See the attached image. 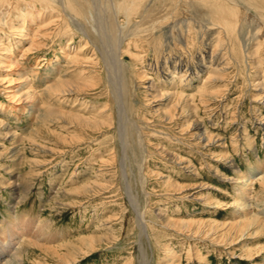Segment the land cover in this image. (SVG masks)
Listing matches in <instances>:
<instances>
[{
    "label": "rangeland",
    "instance_id": "rangeland-1",
    "mask_svg": "<svg viewBox=\"0 0 264 264\" xmlns=\"http://www.w3.org/2000/svg\"><path fill=\"white\" fill-rule=\"evenodd\" d=\"M39 1L33 0V6L35 5L33 9L32 6L23 4L24 0H20L19 12L15 11L4 19L5 23L7 22L6 26L4 24L0 25V46L4 48L0 49V121L3 124L0 128V133L4 135L5 130H11L10 133L16 134L17 132L16 135L23 137V140L19 141L15 146L10 144L7 138L0 141V222L7 221L11 223L14 233H19L15 226L18 221H22L23 227L26 228L29 222L42 221L46 223L47 228L45 234H42L43 237H40L41 242L39 245L44 244L45 247L57 249V253L61 254L60 257L64 256L66 252L70 253V250L74 249L72 252L76 256V260L68 264H124L130 259L134 261L137 247L134 240L139 234L135 222L136 215L125 197L116 164L105 166L103 163L111 158L110 154L114 150V147H116L117 151L120 150L119 144L115 140L116 138L113 137V133L106 132L107 135H100L91 131L82 133L76 125H71L72 127L69 128L64 120L53 123L48 120L45 121V125H47L48 130L53 134V140H50L52 137L48 140L44 138L36 139L39 147L41 146L50 152H41L38 147L30 145L28 140H24L36 137L34 129L36 127L38 129L40 124L43 123L40 120L33 123L31 119L29 107L32 104V99L25 97L30 94L25 95L24 93L28 86L36 94L39 107L43 108L51 105L50 107H55L57 110L60 109L63 112L67 111L68 113L77 114L90 120H100L102 110L110 107L109 109L112 112L111 117L116 116L113 89L106 71L102 69L100 61L97 62V59H95L96 52L92 43L94 41V33L89 25L85 24L86 31L91 39L85 38L76 30H70L65 27L67 25L61 19V14L58 12L59 8L53 9L55 11L51 8L46 9L41 6L43 4H40L41 2ZM70 1L72 2V0ZM77 1L75 5L76 9L85 8L86 4L82 0ZM150 1L142 0L139 2H143L146 5L143 3L142 6L140 3L137 5V21L143 22L142 28L145 27L144 29L147 27L148 30H151L152 26L158 29L157 24L159 26L167 25L168 27L171 22V20H168V16L174 12H176V17L181 16V13L173 7V0ZM160 1H162L161 4ZM50 6L53 7V4ZM143 6L147 7L144 8ZM26 9L28 10L27 12ZM151 9L152 11H150ZM44 10L45 12H43ZM46 12H49V14ZM27 16L29 20H32L31 23H28ZM18 17H22L21 19L19 18L22 21ZM159 21L160 23H158ZM81 23L84 22L81 21ZM24 33H28L27 38L33 36L34 39L31 38V40L33 39L38 44V48L35 47V50L32 49L30 50L31 52L25 53V50L29 48L31 40H24L21 37ZM147 34L149 35L150 33L146 32L142 36L146 38ZM212 36V39L208 38V42L210 40L209 43H211L212 40V44H215L216 36L214 34ZM261 43L260 41L253 42L250 51L257 50L255 57L256 59L258 58L257 67H259L260 72L256 77L259 81L261 80L260 83L262 82L261 85L264 87V54L259 50ZM135 44L138 47L139 44L137 42L129 46V50L132 53L137 52L135 49L138 48L135 47ZM260 48L263 49L264 47ZM197 49L196 47V49L191 51L190 57L192 56V58L189 60L190 62L188 61L189 65L182 64L183 62L179 63L178 59L176 57L173 58V56L165 58L167 62L166 69L169 73V79L172 77V72L176 77H183V83L177 80V87L179 88L174 91L183 93L184 95L189 94L188 91L191 95L194 94L193 104L198 109V116L203 118L205 131H208L214 137L217 136L216 138H220L221 141L219 143L202 150L194 142H191L186 133L176 129L178 127L177 124H170L163 121L159 114L157 116V113L154 112L156 108H153L155 104L144 107L145 109L140 106L139 110L136 111L135 106L128 99L129 96L125 97V103L130 114L129 122L132 123V119H135L139 127L143 129L141 130L146 136L143 138L149 144L148 148L150 151H153L152 148L163 149L178 158H184V161H186L185 164L179 165L172 162L169 163L166 159H162L164 156L160 158L154 153L152 156L146 157L145 167L147 170L152 171L160 177L167 178L186 189L200 186L198 189L187 190L184 194L188 192V195L196 193L197 199L203 197L210 198L217 204H215L216 206H207L202 201L194 200L193 197L181 198V195L178 194L183 192L184 189L163 188L161 183L153 177L150 183L146 184L148 187L147 198L142 196L141 188L137 187L140 211L143 212L145 210L144 220L146 223L148 221L149 224L147 223V225L151 226L149 233H154L152 237L154 239L158 237L155 240H159L158 242H161V245L171 247V252L177 256L180 264H264V228H261L264 227V190L257 183L253 187V195L256 194V198L250 204H252V214L255 213L254 216L259 215L258 218L262 220L260 222L263 224L258 221L259 225L256 224L253 227L243 229L237 232V234L236 232H232V236L231 234L227 235L224 233V237L226 235L230 236L224 247L223 245H211L208 240L193 242L192 239L186 238L185 234H179L176 226L173 228L167 227V229L166 224L160 225V219L169 220L168 222L171 223L180 221L190 223L205 222L202 230L204 229L205 234H209L210 226H207L208 223L210 225L214 222L213 224L217 226L223 224L221 225L223 227H226L227 223L234 224L238 220L236 213L239 211V207H232L231 205L237 197L236 190L237 188L239 189L237 185L241 182L239 176L245 174L247 177L246 173L248 172L256 174L258 173L257 166L264 167V165H258L264 164V106L254 100L258 94L254 87L250 86V81L253 80L254 76L246 68L241 52L236 49V65H233L231 62L232 67L230 61L227 58L224 59V62L226 61L227 64L224 65L225 63H223L222 65H229V69L226 71L225 79L217 85L218 90H222L223 94L225 93V97H223L220 104L218 103L219 105L216 104L217 107L213 106L214 110L212 109V111L208 112L209 114H205L203 107L198 103L197 92L195 91L197 89H193L192 87L196 80L192 82L194 73L190 71V69L195 72L199 71L194 64L196 63L194 56L197 54V57L198 55L205 57L206 55ZM121 50L124 51V47ZM68 54H70L69 57H66ZM174 54L177 53L174 52ZM74 56L78 60V65L72 62V59H75ZM192 59H194V63H192ZM124 60L127 59L124 58ZM14 61L16 62L14 63ZM216 62L220 63L221 61L216 60ZM167 66L169 67L167 68ZM187 66H190V68ZM55 69L56 71L54 72L53 70ZM210 69L212 70V68H209L207 72ZM56 72L60 78L55 74ZM202 73L201 71L197 75L201 76ZM145 74L151 80L152 86L154 85V88L159 90L158 92H164L169 89V86L164 83L165 78L160 71L146 68ZM190 78H192L191 81L188 80ZM24 79H26L27 84ZM68 80L79 85L78 89L74 87L76 92L62 95L56 92H48L44 88L46 85H54L58 81ZM131 81V79L125 81L124 87H131ZM81 84H83V87H81ZM185 84L188 85L186 86ZM45 89L46 91H43ZM127 89H124V91L128 95ZM13 94L16 95L11 99L10 96ZM142 95L143 91L141 89L136 90V100L139 104L145 101L142 99ZM255 118L260 119L256 120ZM127 130L131 131L130 128H127ZM239 133L242 135H239ZM130 134L132 139L130 141L133 142L134 134L132 131ZM244 135L247 138L249 137L250 140L248 142L247 138H244ZM94 136L98 139L96 142L91 140ZM64 138L78 139V143H74L73 145L71 144L73 141L70 140L62 142ZM250 143L253 145V148ZM11 147H17L21 151L19 153L21 154L20 163H10L9 160L6 161L4 157L2 158L1 153H7ZM211 154L227 155L240 172L237 169V172L233 171L231 166H229L230 164L227 165L225 162L217 161V158L212 157ZM184 165L185 167H183ZM222 177L223 179H221ZM130 181L132 182L131 179ZM7 183L16 184V187L10 190L6 187ZM25 183L27 184L25 185ZM85 187H94L97 191L94 189L92 193H81V190ZM94 193L96 194L95 197ZM11 213L16 214L19 220H12ZM158 215H160V218ZM35 226L36 223L31 224V232H34ZM0 227H2L1 224ZM219 230L221 232L218 231V234L225 231L223 230L222 232L220 227ZM89 237H94L95 239H101V237L102 239H115L118 243L106 244L104 241L96 244L97 246H93L94 248L92 249L83 244L85 240L81 239H88ZM222 239L226 240L225 238ZM1 242L6 243L5 241ZM66 243L69 245L65 249ZM63 244H65L64 248L61 247ZM41 248L26 245L25 249L29 257L26 264H37V262H40L38 264L60 263L58 262L59 259H55V256L51 252L47 254L48 250L45 252L44 248ZM191 248L199 250L198 254L202 255L201 261L189 257L188 251ZM146 253L150 264H157L156 261L162 256V253L158 256L154 248L148 243ZM249 253L252 254L250 255ZM249 255L251 258H248L250 257ZM245 256L250 260H247Z\"/></svg>",
    "mask_w": 264,
    "mask_h": 264
},
{
    "label": "bare ground",
    "instance_id": "bare-ground-1",
    "mask_svg": "<svg viewBox=\"0 0 264 264\" xmlns=\"http://www.w3.org/2000/svg\"><path fill=\"white\" fill-rule=\"evenodd\" d=\"M82 1L86 4L85 8H82V9H76L75 5L78 2L77 0H72V2L70 0H40L39 2H41L40 4H43L41 6H43L46 9L51 8L53 10L55 8L56 9L59 8L58 12H60L61 14V19H63V22H66V25H67L65 27L69 28L70 30L78 31L81 35H83L87 39H89L90 36L86 31L85 24L89 25L90 29L94 33V41H92V43L95 47V52H96V55L94 54L96 56L95 59H97V62L100 61L101 63L100 65L101 67H103L102 69L106 71V74L108 78L110 79V83L113 89L114 102H115L114 104L116 107L115 109L116 116L113 118L111 117L112 112L109 109L110 107L109 108L104 107L105 109L102 110V115L100 116V120L99 119L90 120L88 118H84L77 114L75 115L72 113H68L67 111L63 112V111H60V109L57 110V108L55 107H54L55 109L50 107L51 105L49 107L48 106L43 107V108L39 107L38 98L36 94L33 91H31L30 87L28 86V88L26 87V91H24V93L25 95L30 94L29 96H25V97L32 99V104L29 107L31 110V113H30L31 119L33 123L39 120L43 123L40 124V127L38 129L37 127L34 129L36 137L32 139L27 138L24 140L26 141L28 140L30 145L38 147V149L41 152H50L49 150H46L45 148H42L41 146L39 147L38 141L36 139V138H39V139L44 138L48 140L49 138L52 137L50 140H53V134L51 133V131L48 130L47 125H45V121H48V120L49 122H52V123L57 122V121L61 122L62 120H64L66 122V125L69 128L72 127L71 125H76L79 128V131L82 133L85 131L95 132L100 135H103V134L107 135L106 132L110 134L113 133L114 135L113 137L116 138L115 140H117L116 142L119 144L120 150L117 151L116 147H114V150L112 149L113 151L110 154L111 156L109 155L111 158L103 163L105 166L106 165L108 166V164L110 165L116 164L117 169H118L117 172H119L120 182L123 186L125 197L127 198L132 210L134 211L136 215L135 222L139 230L138 237H136L134 240V242L137 244L135 260L133 261L130 259L124 264H150L149 257L147 256V253H146L147 243L151 247L154 248L155 253L158 256L160 253H162V256L160 257V259L156 261L157 264H180L179 263L180 261L178 260L177 256L171 252L172 248L166 245L164 246L161 245L160 244L161 242L160 243L158 242L159 240L158 241L155 240L156 238L158 239V237L154 239L152 237L154 233L153 234L149 233L151 231V229H149L151 228V226L147 225L148 221L146 223V221L144 220L145 210H143V212L140 211V206H139L140 201L138 199L137 187L141 188L140 191H141L142 196H145L147 198L148 196L147 188L148 187L146 186V184L150 183L152 178L155 177L157 179L156 181H159L161 185L163 186V188H172V189H180V190L184 189L183 192L178 194V195H181V198L193 197L194 200L196 199V200L202 201L207 206L215 205L217 203H214L210 198L203 197V198L197 199L195 196L196 193L188 195L189 194L188 192L184 194L185 191L195 189V188L198 189V187L200 188V186L195 187V188L186 189V188L179 186L177 183L168 180L167 178L160 177L159 175H156L152 171L147 170V168L145 167V161L147 160L146 157L152 156L154 153L158 155L160 158L161 156H164V158L162 159H166L169 163L172 162V163H176L179 165V164H185L186 161H184V158L182 159L178 158L175 155L167 153L163 149L152 148L153 151H150V149L148 148L149 144H147V141H145V139L143 138L145 136L142 132L143 129L139 127L135 119L134 120L132 119V123L129 122L130 114H129V110L126 107L125 97L129 96V98L128 97L127 98L130 100V103L133 106H135L136 111L139 110L138 108L140 106L144 108L149 105L155 104L153 108H156L154 112L157 113V116L159 114L161 118L163 119V121L168 122L170 124H177L178 127L176 129L180 132L186 133L189 139L191 140V142L192 143L194 142V144H196L197 147H199L202 150L207 149V147L209 146H214L216 143H219V141H221L220 138H216L217 136L214 137L212 136V134L210 135L208 131H205L204 125H203V118L198 116L197 114L198 109H196L195 104H193L194 94L191 95L190 92L188 91L189 94L184 95L183 93L174 91L175 89L177 90V88H179L177 87L178 86L177 80H180L179 81L180 83H183L184 80L182 79L183 77L181 76L180 77L174 76L173 72L171 73L172 77H170L169 79V73L167 72L168 70L166 69V63H167L166 59L173 56V58L176 57V59H178L179 63L183 62L182 64L189 65V62H190L189 60L192 58V56L190 57V53L192 50L196 49V47L199 50H201L202 53L206 54L205 57H202L201 55H198L197 57V54H196V56H194L196 58V63H194L193 61L194 59L191 60L193 61L192 63L195 64L196 68L199 69V71L195 72L190 69V71L194 74L192 76L193 79L192 78L188 79L190 81L192 79V82L193 80H196L195 84L193 83L194 85H192V87L193 89H197L195 91L197 92L198 103L203 107V110L205 111V114H206L212 111V109L214 110L213 106L217 107V105L221 103L223 97H225L224 95L225 93L223 94L222 90L221 91L218 90L219 88L217 85L218 83L222 82L225 79V76L227 73L226 71H228L229 69V65L223 66L222 64L223 63H225L224 65L227 64L226 61L224 62V59L227 58L230 61L231 67L233 65H236L235 52H236V49H238L241 52V55L243 57V62L245 63L246 68L254 76L253 80L250 81V86H253L255 91L258 92L257 94L258 96L256 95L257 97L255 96L254 100L255 102H258V103L260 102L264 106V87L263 85H261L262 82L260 83L261 80L259 81V79H257L256 77L258 73L260 72L259 67H257L258 58L256 59L255 57L257 50L250 51L252 49L251 45L255 41L262 42L260 47H264V0H173V7H175L177 11L181 13L180 14L181 16L176 17V12H174L173 14L168 16L169 17L168 20H171L170 24L168 23L169 24L168 27L167 25L159 26V24H157L158 29L152 26L151 30H148L147 27L146 29H144L145 27L142 28L143 22L142 21L139 22L140 20L137 21L138 19V16L136 17L137 15L136 13H138L136 12L137 5H139L140 3L139 1H142V0H82ZM161 2L162 1H160V4ZM142 3L143 2L140 3L141 6H142ZM23 4L32 6V8L35 6V5L33 6L34 4L33 0H24ZM49 4L50 5L53 4V7L50 6ZM19 8H20V0H0V25L4 24L6 26L7 22L5 23L4 19L8 15L13 14L15 11L19 12L18 11ZM27 11L28 10L26 9V12ZM150 11H152V9ZM43 12H45V10ZM49 12L48 13L46 12V13L49 14ZM87 12L89 13V16ZM19 18L20 17H18V19ZM3 20L4 22H2ZM28 20H29V17H28ZM81 21H83L84 23H81ZM31 22L32 20H29L28 23H31ZM158 23H160V21ZM20 24L18 25L20 26ZM28 27L27 29H29ZM146 32L150 33L149 34L150 37L147 34L148 35L147 37H149V38L146 37L147 39L142 36V34ZM34 34H35V31H34ZM213 34L214 36H216L215 44H212V40H211V43H209L210 40L208 42V38L210 39L211 37H213L212 36ZM27 36H28V33H24L21 37L24 38V40H28V41H30L31 38H33V36L31 37L29 36L30 38H27ZM33 39L30 41L29 48L25 50V53H28L32 49L35 50V47L38 46V44L34 42ZM135 42L139 44L138 47L135 44V47L138 49H135L137 51L136 53H132L129 50L130 49L129 46L131 44H134ZM18 43H20V41H18ZM123 47H124V51L121 50ZM260 47H259V50L261 51V53L264 54V48L262 49ZM0 49H4V48L0 46ZM174 52H176L177 54H174ZM69 55L70 54L66 55V57H69ZM124 58H126L127 60H124ZM72 60H73L72 61L73 64L77 63L78 61L76 57L75 59H72ZM216 60H219L221 62L218 63L216 62ZM15 62L16 61H14V63ZM231 62L233 63V65ZM83 63L85 62L83 61ZM190 66H187V67L190 68ZM168 67L169 66H167V68ZM146 68H148L149 70L151 69L154 71H157V70L160 71L165 78L164 83L169 86V89L164 92L162 91L158 92L159 90H156L154 88V85L152 86L151 80H149L147 75L145 74ZM209 68H212V70L210 69V71L207 72ZM53 71L55 72L56 69ZM201 71L203 72L201 76L197 75ZM57 72L55 73L56 75H57ZM55 76H52V77H55ZM57 76L58 78H60L59 75ZM129 79L132 80L131 87L130 86L124 87L125 81L127 80L129 81ZM24 81L26 82V79H24ZM74 87H77L78 89L79 85L78 84L76 85L73 82H69L68 80V81H58V83L56 82V84L54 85L53 84L48 85V86L46 85V87L44 88H46L48 92H52V93L56 92L57 94L68 95L70 93L76 92ZM81 87H83V84H81ZM126 88H128L127 89V92H129L128 95L125 94V91H124V89ZM46 89L43 91H46ZM138 89H141V91H143L142 99L145 101H143L142 104H139V102L136 100V90ZM24 93H20V94H24ZM15 95L16 94L11 95L10 96L11 99ZM259 119H256V120H259ZM1 126H3V124H1V121H0V128ZM127 128H130L134 134L133 142L130 141L131 131H128ZM10 131L5 130L4 135L0 133V141L6 140L7 138L10 144H13L15 146V144H18L19 141L23 140V137L16 135L17 132L16 134L15 133L13 134V133H10ZM239 135H242V134L239 133ZM244 138L246 139L247 137L244 135ZM68 140L73 141V143H71L73 145L74 143H78V139L74 140L73 138H64L62 142L68 141ZM91 140L96 142V140L98 139L94 136L91 138ZM246 140L248 142V140H250L249 137ZM251 146L253 148L252 144ZM8 150L9 151L7 153L6 152L1 153L2 158L4 157L6 161L9 160L10 163L19 162L20 155H21L19 153L21 151L17 147H11ZM212 157L217 158V161L225 162V164L227 165L230 164L229 166H231L233 171L240 172L239 169L232 163V160H229L230 158L227 155L218 154V155H212ZM258 165L262 166L264 164H258ZM183 167H185V165ZM257 167L256 169H258V173L251 174V172H248L246 173V175H248L247 177L245 176V174L244 175L241 174L239 176L240 177L239 179L241 180V182H239L237 185L239 189L235 186L237 188L236 190L237 197H236V200L234 199L235 202L233 201L234 203H232L231 205L232 207H239V211H237L236 213L238 220H236L234 224L224 223L227 226L223 227L221 226L223 224L221 225L219 224L217 226L213 224L214 222L212 223L213 225L212 224L209 225L208 223L207 226H210V230L209 228L208 230L211 232V233L209 232V234L208 233L205 234L203 231L204 229L202 230V228H204L203 226L205 225V222L190 223V222L180 221L177 223H171V222H168L169 220L160 219V225L163 226L164 224H166L165 225L166 228L167 227L173 228L174 226H176V228H178L179 230V234L180 233L185 234V237L192 239L193 242L194 241L202 242L204 240L206 241L208 240L211 245H214V246L223 245L224 247V245L226 244V241L230 239V236L228 237L227 235L231 234L232 232H236L237 234V232L242 231L243 229L245 230L247 228L253 227L256 224L259 225V222L261 219L258 218L259 215L254 216L255 213L252 214L253 213L251 210L252 204H250V202L253 200L255 201V198H256L255 196L256 194L253 195L254 194L253 192L254 184L257 183L264 190V167L263 168L261 167L257 168ZM130 179L132 180V182L130 181ZM221 179H223V177ZM22 182L24 181L22 180ZM12 183L6 184V187L9 188L10 190H13L16 187L15 186L16 184L14 183L15 185H13ZM26 184L27 183H25V185ZM94 189H95L94 187H89V188L85 187L84 189L81 190V193H84V192L92 193ZM95 195L96 194L94 193V197ZM11 216H12V220L13 219L19 220L17 219L16 214L13 213ZM158 216L160 218V215ZM32 223H36V226H35L36 228L34 232H31L30 230ZM0 224L2 225V227H0V264H26V261L29 259L28 252L25 249L26 245H29V246L31 245L32 247H42L41 249L44 248L45 252L48 250L47 254L48 252H51L55 256V259L56 258L59 259L58 260V262H60L59 264H68L76 260L75 259L76 256L72 252L74 249L70 250L72 253L66 252L65 255L62 253L64 256L60 257L61 254L57 253L58 251L57 249L50 248V247L48 248V246L45 247L44 244L39 245L41 242L40 237H43L42 234L43 233L45 234V230L47 228V224L43 223L42 221L29 222L27 228L23 227L22 221H18L15 226L19 233H14L13 226H11V223H8L7 221L0 222ZM219 227L222 230V232L223 230H225L221 234H218L219 233L218 231H220ZM261 228H264V227H261ZM224 233L227 234V235L225 234L226 237H224ZM45 237L47 236L45 235ZM222 238H225L226 240ZM81 239L85 240L83 241L84 242L83 244L87 245L88 247H91L92 249L94 248L93 246L101 242H104V241L106 242V244L107 243H110V244L118 243L117 240L115 239H111V240L109 238L102 239V237L101 239L99 238L95 239L94 237H89L88 239H84V238H81ZM1 241H5L6 243H2ZM68 245L69 244H67L65 249L68 248ZM64 246L65 244H63L61 247L64 248ZM188 252H189L188 253L189 257H192V258L197 259L198 261L199 260L201 261L202 255L200 256V254H198L199 250H197L196 248H191L189 249ZM245 258L247 259L246 256ZM248 258H251V256ZM247 260H250V259H247ZM38 263L40 262H37V264Z\"/></svg>",
    "mask_w": 264,
    "mask_h": 264
}]
</instances>
